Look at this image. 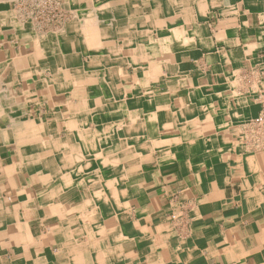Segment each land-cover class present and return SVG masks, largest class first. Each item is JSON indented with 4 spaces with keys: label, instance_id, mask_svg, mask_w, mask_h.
<instances>
[{
    "label": "crops",
    "instance_id": "0c3cea01",
    "mask_svg": "<svg viewBox=\"0 0 264 264\" xmlns=\"http://www.w3.org/2000/svg\"><path fill=\"white\" fill-rule=\"evenodd\" d=\"M112 3L120 55L88 74L92 58L76 47L67 75L64 59L60 78L37 69L45 54L31 28L0 24V264H264V156L249 171L243 158L208 170L204 150L225 160L228 143L195 144V156L188 146L183 164L151 138L129 142L145 131L149 95L164 125L173 102L214 99L203 87L221 88L224 61L264 57V0ZM129 27L153 54L145 65L126 59ZM110 79L116 92L92 90Z\"/></svg>",
    "mask_w": 264,
    "mask_h": 264
},
{
    "label": "bare ground",
    "instance_id": "6f19581e",
    "mask_svg": "<svg viewBox=\"0 0 264 264\" xmlns=\"http://www.w3.org/2000/svg\"><path fill=\"white\" fill-rule=\"evenodd\" d=\"M60 1L0 0L1 6H8V8H0V24L6 23V21L17 23L22 21L21 23L29 26L31 28L30 33L34 36L35 46H40L45 54L44 60L37 62L35 66H37V69H49L59 78L61 72L60 62L64 59V71L67 75L71 62L67 53L75 47L84 53L90 54L92 58L91 62L83 61L81 64L84 73H90L91 66L96 63L101 64L102 62L115 65V59L120 53L112 52L117 46V42L108 38L111 25L106 16L112 14L110 8L115 6L112 2H117L118 8H120V4L125 3L126 0H63L65 1L63 3L72 12V17L70 21H66L62 26H60ZM40 14L41 18L44 16L42 19L39 17ZM133 29L137 30V27H129L131 40L128 44V51L125 52V55L128 56L126 59L130 63L137 61V63L145 65L148 58L153 57V54L148 51L146 45L144 47L143 39H138L136 34L133 33ZM147 39L145 41L149 42L151 40L150 38ZM164 41H169V38H161V47L158 51L159 54L157 53L156 56L167 65V63L172 61V57L171 59L169 58L168 45H165ZM240 60L239 67H235L236 64L230 65L231 62L225 63L224 61V69L219 75L220 81L223 83L220 89L217 88V91H215L209 85H206L203 87L204 91L196 90L197 93L203 91L206 95L213 92L215 93L214 99L199 103L193 110L187 107L183 101L173 102L172 111H168L167 116L164 117V125L158 122L157 112L153 110V95H149L146 102L147 114L149 115L148 117L146 115L145 121L142 122V125L145 126V131L139 136L129 138L130 144L151 138L154 140L155 145H159L162 148L169 147L166 148V155L169 159L178 160L184 164L187 162L188 146L191 149L192 156H195V144L200 145L201 142L205 141L211 144L219 140L220 142L228 143L230 146L226 153L220 155L225 160L218 159L219 155H215L213 150H204L206 152L205 169L228 168L231 166L232 161L234 162V159L238 162L239 158H243L239 161L240 164H245L247 171L251 168L259 167L258 165H253L254 163L258 164L253 160V157L255 154L258 157V161H260L259 158L264 156V141L258 140L259 138H252L251 140L244 132L246 127L244 128L242 125L248 120L246 124L251 123L252 128L250 127V129H253L252 131H256L257 128L255 126L264 125V107L261 106L264 104V57L258 58L256 62L246 56ZM244 65L252 69L251 74L249 72L243 74ZM96 72L99 73V69ZM92 76L94 77V74ZM113 80L110 79L109 83L103 81L100 85L95 84L92 86V90L94 92L114 93L116 91L111 86ZM137 83L138 85L134 86V91L143 88L144 81L138 80ZM13 124L15 125V123ZM206 124H211L215 127L213 129L203 128L202 126ZM250 129H248L249 132ZM259 129L263 128L260 127ZM238 146L239 150L236 148ZM201 155L202 150H199L196 158L200 159ZM106 167L110 168L113 173L118 172V165L114 161L111 166L107 165ZM109 184L114 187L113 185L117 183L113 180Z\"/></svg>",
    "mask_w": 264,
    "mask_h": 264
},
{
    "label": "rangeland",
    "instance_id": "374dc122",
    "mask_svg": "<svg viewBox=\"0 0 264 264\" xmlns=\"http://www.w3.org/2000/svg\"><path fill=\"white\" fill-rule=\"evenodd\" d=\"M63 2H65V1H63V0H61L60 1V26H62L66 21H70V19H71V17H72V12L71 11H69V9L66 7V5H65V3H63ZM62 5V6H61ZM41 16V14L39 15V17ZM44 16H42V18H43ZM41 17H40V19H42ZM246 70V71H245ZM252 70H249V69H244V72H243V74L244 73H246L247 74V72H251ZM249 73H248V75H249ZM251 74V73H250ZM116 86H118V84H116ZM264 103V102H263ZM261 106H263L264 107V104L263 105H261ZM257 121V120H256ZM248 122V120L242 125L246 130L244 131V129H243V131L245 132V134H246V136H248V137H250V139L252 140V138L253 139H258V140H260V141H264V125H258L259 127H257V126H255L257 129H256V131H252L253 129H250V127L252 128V126H251V123L249 122L248 124H246ZM263 128V129H259V128ZM248 129H250V132H249V130ZM261 130V131H260ZM256 133V134H255ZM253 136H255V137H253ZM247 137V138H248ZM261 139H263V140H261Z\"/></svg>",
    "mask_w": 264,
    "mask_h": 264
}]
</instances>
